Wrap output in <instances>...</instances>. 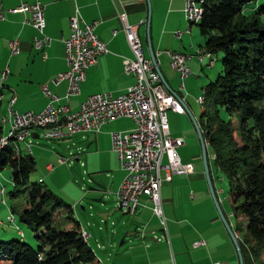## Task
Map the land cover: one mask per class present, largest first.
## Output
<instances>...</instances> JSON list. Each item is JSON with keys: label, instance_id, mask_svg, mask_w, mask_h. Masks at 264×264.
Returning <instances> with one entry per match:
<instances>
[{"label": "crops", "instance_id": "obj_1", "mask_svg": "<svg viewBox=\"0 0 264 264\" xmlns=\"http://www.w3.org/2000/svg\"><path fill=\"white\" fill-rule=\"evenodd\" d=\"M34 1H39L44 6L43 35L50 39L45 57L33 46V39L40 38L41 35L31 24L25 23L29 15L9 12L21 3L30 4ZM0 4L3 11V19L0 21V118L7 116L11 100H14L11 109L18 114L44 110L48 100L42 94V86H47L52 94L59 97L54 106H67L72 112L77 111L80 104L91 95L110 93L116 97L132 86L135 78L124 71L123 65V61L132 59L133 55L118 18L122 13L126 15L127 24L136 29L144 57L149 58L148 41L153 55L159 53L156 62L165 83L173 94L183 100L185 114H177L171 110L166 113L171 121H167L170 136L184 140V144L176 148V153L180 163L189 170L188 174H171L169 180L161 183L160 198L167 241L156 242L153 239V236L162 234L163 227L152 212L151 202L144 196L139 199V206L134 213L128 214L133 216L135 226L132 231H126L131 233L129 236L123 235L114 241L119 233L114 228L115 222L108 223L110 211L105 206L104 200L108 199L106 194L114 196L116 202L115 193L125 176L117 155L112 150L110 133L131 131L134 124L130 119L112 120L101 126L97 134H75L57 140L77 146L74 152L69 151L68 156L70 153L75 155L72 164L79 163V167L83 169L82 174L88 176L87 183L96 186L89 187L88 194L92 204L98 203L99 206L95 208L92 205L89 210L95 209L97 213L92 226H96L99 231L103 230L101 224L111 229V244L105 249L106 253L101 252L107 264H239L233 242L209 193L201 145L190 118L193 117L199 125L201 106L193 97L191 77L199 69L202 70L203 63L199 64L195 58L187 61L190 74L183 80V89L180 90L179 76L169 68V57L166 54L194 55L197 50H202L203 37L199 30L193 29L194 25H189L185 20V0H0ZM149 10L150 22L147 27ZM76 14L85 23L95 22L94 33L106 44L108 53L99 57L96 66L85 71L79 93L65 100L67 81L55 83L53 80L59 73L67 70L63 41L70 35L69 21ZM177 31L182 33L180 38L174 36ZM13 42H16V53L11 50ZM206 62L208 67V58ZM196 103L199 105L198 111ZM176 119L181 122L179 129L173 122ZM0 128L2 133L8 129V125L0 124ZM42 133V130H33V140L42 137ZM32 154L31 146V156ZM82 154L84 161L81 162ZM58 159L57 165H60ZM210 159V152H207L209 175L219 208L236 237L235 229L241 222L237 221L235 224L230 207L224 205L226 200L215 181ZM48 165L51 164L45 165V170L53 172L55 166L52 171H48ZM104 172L105 178L110 182L108 189L101 185V174ZM80 228L88 241L91 234L86 233L81 224ZM15 234L18 235L17 232ZM199 241L205 244L194 246ZM96 244L99 242L96 241ZM97 258L103 262L100 257Z\"/></svg>", "mask_w": 264, "mask_h": 264}, {"label": "trees", "instance_id": "obj_2", "mask_svg": "<svg viewBox=\"0 0 264 264\" xmlns=\"http://www.w3.org/2000/svg\"><path fill=\"white\" fill-rule=\"evenodd\" d=\"M258 1L204 0L196 24L202 50L212 59L222 53L221 75L204 88L199 126L207 152L228 182L225 200L241 222L235 233L243 262L251 264H264V3L249 15L244 11ZM4 169L11 174L8 195L15 198L35 162L31 154L8 146L0 148V172ZM63 215L68 223L60 227ZM73 215L72 206L42 182L31 183L18 221L34 234V245L0 241V264H97Z\"/></svg>", "mask_w": 264, "mask_h": 264}, {"label": "built area", "instance_id": "obj_3", "mask_svg": "<svg viewBox=\"0 0 264 264\" xmlns=\"http://www.w3.org/2000/svg\"><path fill=\"white\" fill-rule=\"evenodd\" d=\"M204 0H185L184 17L190 25H196L202 15ZM44 6L39 1L21 3L10 13L28 14L25 23L31 24L41 35L33 39V46L39 50L43 57L45 49L50 44V39L43 35L45 27L43 17ZM123 25L127 44L132 52V59L123 61L124 71L135 78V83L120 95L113 97L110 93L94 94L83 101L77 111H70L67 106H54L59 97L52 94L47 86H42V94L47 98L48 104L41 112L31 111L18 114L11 109V100L7 116L0 118L2 126L8 125L5 134L0 136V148L8 146L16 150L20 147L14 142L22 143L24 151L31 154L33 144L32 131L42 130V137L48 141H57L71 137L75 134H97L104 124L119 118H128L134 128L128 132L114 131L110 133L112 150L116 153L125 176L120 183L115 196L116 207L121 212L133 214L139 206V199L144 196L152 204L153 214L160 220L163 232L160 236H153L156 242L167 241L168 235L165 228V219L162 211L160 187L163 181L170 179L171 174H188L187 166L180 163L176 148L184 144L181 138H172L169 134L167 111L185 114L183 100L168 92L164 87L157 72L155 63L143 55L141 42L136 29L126 22L124 13L118 15ZM3 19L0 4V21ZM70 35L63 41L67 70L59 73L53 82L67 81L68 87L65 100L79 93L80 84L85 79V71L96 66L101 55L107 54L108 49L94 33L95 22L85 23L78 14L70 18ZM189 30L186 31L188 33ZM181 32L174 36L180 38ZM13 53L17 52L16 42L11 43ZM169 57V68L179 76L180 86L183 89V80L188 77L190 70L187 61L195 58L199 64L208 57V66H213L214 60L203 50H197L194 55L186 53L166 52ZM201 106L204 96L196 98ZM207 145V144H206ZM75 155L70 153L68 158L59 157L58 163H72ZM210 157L214 159L211 153ZM53 165L46 169L52 171ZM164 171V175H162ZM41 181V180H40ZM82 236L85 238V235ZM22 236V233L19 232ZM203 241L196 242L194 246H201ZM217 264V263H215Z\"/></svg>", "mask_w": 264, "mask_h": 264}, {"label": "rangeland", "instance_id": "obj_4", "mask_svg": "<svg viewBox=\"0 0 264 264\" xmlns=\"http://www.w3.org/2000/svg\"><path fill=\"white\" fill-rule=\"evenodd\" d=\"M258 2L259 4L255 9H252V7L249 6L245 8L244 14L249 15L258 11V9L264 3V0H259ZM251 5L253 6L254 4ZM193 29L198 31L197 25H194ZM212 57L215 60V65L213 64V67L206 66V60L208 57H205L202 62V70L200 71L199 69L198 73H196V75L193 74L191 77L193 79L192 91L194 99L202 96L205 86L209 82L216 80L217 77L222 73V53H218ZM196 109L197 111L199 110V105L197 103ZM209 111L212 112L211 109H209ZM168 117L169 116H167V121L170 123L171 121ZM173 122L176 128H181V122L179 120L176 119ZM2 134H5V131L0 133V136H2ZM13 145L20 147V149L24 151V146L22 143L14 142ZM67 145L69 146L68 149ZM31 146L33 151L32 157L35 162V171L30 175L27 184L20 188L21 190L15 198H11L8 195V192H10L13 188L10 179V171L8 169H4L0 172V241L7 242L11 239H17L27 244L34 245V234L25 225L18 221V214L25 205V199L29 185L34 182H42V185L46 189L51 190L54 195L61 198L67 204L71 205L72 208H74L73 217L80 221V224L85 229L86 233L91 234V238H88V244L94 250L95 254L99 255L97 257H100V259L103 261L101 262V260L97 258V264H107L108 262L105 260L106 258L101 252L106 253V250L111 244V229L105 228V226L101 224L100 227H102L103 230L99 231L96 226H92L93 220H96L97 218V213L95 209L89 210V207L92 205L95 208L99 206L98 203L93 202L92 204L91 198L88 194L89 187L96 186L87 183L88 176H84L82 174L83 169L79 167V163L72 164L68 162L69 166L57 165V159L60 156L68 158L69 151L74 152L77 146H72L67 143L64 144L61 141H48L41 136L39 139L33 140V144ZM14 150L19 151L16 149ZM80 161H84V154L81 155ZM210 162L212 163V167L214 169L215 181L217 182L218 188L222 190L223 194L221 193V195L227 197L228 182L224 174L215 167L212 158L210 159ZM47 164L55 166L53 172L48 173L45 170V165ZM105 175V172L101 174V185L103 188L108 189L110 182L105 178ZM106 195H108V199L104 200L105 206L110 211V220L108 223L111 221L115 222L116 225L114 228L116 229V232L118 231L119 233L114 240L116 241L122 238L128 229L132 231L135 228L134 220L132 215H122V212L117 210L114 196L109 194ZM224 205L226 207L229 206L227 201H225ZM82 207H84V210H82ZM10 208L15 210L14 214L10 211ZM90 214H92L94 217H91ZM233 221L236 224L237 221L234 218ZM67 223L68 221L65 215L59 218L60 227H65ZM243 227L244 225L242 224L241 231L238 232L239 236L243 235ZM114 228L112 227L113 230ZM16 232L18 235L15 234ZM19 232L22 233V236L19 234ZM96 241L99 242L98 245L96 244ZM118 249H120V247H118Z\"/></svg>", "mask_w": 264, "mask_h": 264}, {"label": "water", "instance_id": "obj_5", "mask_svg": "<svg viewBox=\"0 0 264 264\" xmlns=\"http://www.w3.org/2000/svg\"><path fill=\"white\" fill-rule=\"evenodd\" d=\"M149 22H150V10H149L148 17H147V27H149ZM148 48H149V58H150L151 61H153V63L156 64L153 52H152L151 47H150V42L149 41H148ZM156 69H157V72L159 74V77L161 79L162 84L164 85V87L169 92H171V90L169 89V87L167 86V84L165 83V81H164V79H163V77L161 75L159 67L157 66ZM190 118H191V121H192V123L194 125L195 131L197 133V136H198V139H199V142H200V145H201V157H202V161H203L204 174H205V179H206V182H207L209 193L211 195V198L213 200L215 208H216V210H217V212L219 214V217H220L221 221L223 222V224H224V226H225V228H226V230H227V232H228V234H229V236H230V238H231V240L233 242V245L235 247V250H236V253H237V256H238L239 264H243V258H242V254H241V251H240V247H239L238 241H237L236 237L234 236L233 232L231 231L229 225L227 224L225 218L223 217V214L221 213V210L219 208V205H218V202H217V199H216L213 187H212L211 178H210V175H209L208 164H207L206 144H205V141L203 139L202 132H201V130L199 128V125L196 122V120L193 117H190ZM34 138L36 139L37 136H34ZM118 211L121 212V208L120 207L118 208ZM128 214H129V212H123L122 213V215H128ZM130 234L131 233H125L124 237H127Z\"/></svg>", "mask_w": 264, "mask_h": 264}, {"label": "bare ground", "instance_id": "obj_6", "mask_svg": "<svg viewBox=\"0 0 264 264\" xmlns=\"http://www.w3.org/2000/svg\"><path fill=\"white\" fill-rule=\"evenodd\" d=\"M190 25V24H189ZM169 93H171V92H169ZM173 94V93H172ZM175 95V94H174ZM9 109V108H8Z\"/></svg>", "mask_w": 264, "mask_h": 264}]
</instances>
